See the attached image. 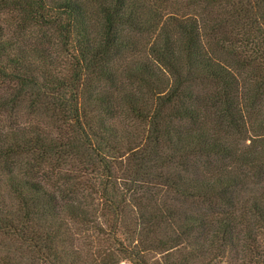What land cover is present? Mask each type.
Masks as SVG:
<instances>
[{"label":"trees","instance_id":"trees-1","mask_svg":"<svg viewBox=\"0 0 264 264\" xmlns=\"http://www.w3.org/2000/svg\"><path fill=\"white\" fill-rule=\"evenodd\" d=\"M2 11L0 264H264V0Z\"/></svg>","mask_w":264,"mask_h":264},{"label":"rangeland","instance_id":"rangeland-1","mask_svg":"<svg viewBox=\"0 0 264 264\" xmlns=\"http://www.w3.org/2000/svg\"><path fill=\"white\" fill-rule=\"evenodd\" d=\"M0 25L4 30V34L7 39L16 42V47L21 46L27 52L29 50H37L42 51L44 54L52 60L55 68L63 69V61L64 58L68 57L65 51L69 49H65V47L60 43L58 38L54 41V38L51 42H41L37 36L38 32L31 28H25V32L21 30L23 28V20L22 17L17 15V13H6L4 11L0 12ZM119 264H130L127 261L121 262Z\"/></svg>","mask_w":264,"mask_h":264}]
</instances>
